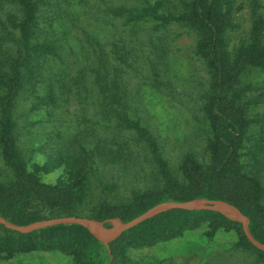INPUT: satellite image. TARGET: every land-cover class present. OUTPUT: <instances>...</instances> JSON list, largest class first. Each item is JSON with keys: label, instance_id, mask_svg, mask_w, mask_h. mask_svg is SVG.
I'll return each instance as SVG.
<instances>
[{"label": "trees", "instance_id": "1", "mask_svg": "<svg viewBox=\"0 0 264 264\" xmlns=\"http://www.w3.org/2000/svg\"><path fill=\"white\" fill-rule=\"evenodd\" d=\"M220 2L0 0V162L6 169L0 176V215L18 225L71 215L128 222L164 201L207 198L237 206L250 217L254 236L264 242V12L253 16L260 26L252 36L254 43L230 68L222 53L226 25L218 18ZM172 25L193 32L194 49L211 73L203 97L211 104L216 135L210 155L185 154L182 177L164 158L142 117L129 109L132 95L124 77L137 68L143 82L154 87L162 82L161 66L152 53H144L160 40L169 50V36L163 40L162 34ZM252 70L257 73L247 80L244 95L237 87ZM68 122L74 126L72 133ZM35 124H43V131L33 140L26 131ZM246 142L247 160L242 152ZM136 147L158 163L163 188L118 205L103 199L90 214L85 205L89 174H99L100 167L111 162L130 163ZM36 151L46 156L43 164L35 163L39 170L66 165L74 177L58 184L35 178L29 164ZM205 220H212L213 231L239 226L250 247L264 255L242 223L205 209L163 211L109 245L79 223L26 233L0 223V238L10 249L72 251L77 264H121L125 245L172 240Z\"/></svg>", "mask_w": 264, "mask_h": 264}, {"label": "rangeland", "instance_id": "2", "mask_svg": "<svg viewBox=\"0 0 264 264\" xmlns=\"http://www.w3.org/2000/svg\"><path fill=\"white\" fill-rule=\"evenodd\" d=\"M261 11L264 12V0H221L219 3L218 18L226 25L222 53L228 58L230 68H235L242 53L254 43L252 36L260 26H256L253 16ZM163 31H166L162 34L163 40L168 35L171 41L169 50L160 40L154 49L150 47L144 53V56L152 53V58L161 66L162 82L156 87L143 82L140 80L142 72H136L137 68L130 69L124 77L132 95L129 109L142 117L157 137L162 155L182 177L181 163L185 154L199 151L210 155L215 148L214 116L209 99L203 97L212 77L207 63L194 49V35L189 28L172 25ZM140 56L143 57L142 53ZM246 73L237 87L238 91H246L244 95H247V80L254 78L257 70ZM262 108L257 107L258 110ZM35 125L31 130L34 134L26 131L33 140L43 131V124ZM66 126L72 133L73 124L68 122ZM135 150V158L130 163L111 162L110 166L102 165L99 174H89L85 205L90 214L97 211V205L103 199L118 205L163 188L165 179L159 172L158 163L147 150L137 147ZM242 152L247 160V142ZM45 160L46 156L36 151L29 164L35 178L58 184L74 177L75 172L66 165L52 171L39 170L35 163L43 164ZM4 174L6 169L1 168L0 162V176ZM118 224L119 221L114 220L105 225L114 227ZM91 228L98 233L96 227ZM4 240L0 238V264H77V254L72 251L41 250L31 246L10 249L4 245ZM122 251L121 264H264V255L250 247L239 226L213 231L212 220H205L200 227L175 239L144 247L125 245Z\"/></svg>", "mask_w": 264, "mask_h": 264}, {"label": "water", "instance_id": "3", "mask_svg": "<svg viewBox=\"0 0 264 264\" xmlns=\"http://www.w3.org/2000/svg\"><path fill=\"white\" fill-rule=\"evenodd\" d=\"M188 209V210H212V211H219L225 214L232 220L238 221L242 223L243 229L245 234L247 235L250 242L255 245L256 248L264 251V242L258 240L251 231L250 223L251 219L248 215L243 213L237 206L229 203L225 200H210L207 198H201L199 200L191 201V202H181V201H164L161 202L154 207L150 208L146 212L142 213L141 215L135 217L134 219L128 222H121L114 227H106V223L102 220L84 217V216H60V217H53L45 220L35 221L33 223L25 224V225H18L9 221L4 216L0 215V223L5 225L6 227L13 229L18 232L26 233L31 232L36 229L44 228L51 225L56 224H69V223H79L86 225L88 227H96L97 232H94L98 236V238L109 245L111 242L120 238L124 232L128 229H131L138 224L142 223L143 221L169 209Z\"/></svg>", "mask_w": 264, "mask_h": 264}]
</instances>
